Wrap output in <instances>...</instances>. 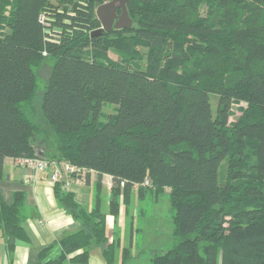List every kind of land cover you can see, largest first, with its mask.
I'll list each match as a JSON object with an SVG mask.
<instances>
[{"label": "trees", "instance_id": "16d2710c", "mask_svg": "<svg viewBox=\"0 0 264 264\" xmlns=\"http://www.w3.org/2000/svg\"><path fill=\"white\" fill-rule=\"evenodd\" d=\"M108 1L0 0V173L26 158L109 176L112 217L121 190H168L175 244L151 264H264V0H127L131 28L91 36ZM55 192L81 229L46 264L96 247L112 264L105 217ZM22 206L0 203V236L22 237Z\"/></svg>", "mask_w": 264, "mask_h": 264}, {"label": "crops", "instance_id": "0c3cea01", "mask_svg": "<svg viewBox=\"0 0 264 264\" xmlns=\"http://www.w3.org/2000/svg\"><path fill=\"white\" fill-rule=\"evenodd\" d=\"M60 171L63 177L70 181L68 188L52 183L49 180V172H36L30 166L17 164L15 159L4 161L0 173V203L11 206L15 194H22L23 206L20 209L22 237L0 236V264H46L61 255L63 239L81 229L80 223L65 211L59 202L55 192L57 185L60 193H70L74 202L84 211L98 209L105 217L109 241L119 239V248L112 264H122L123 250L130 252L131 259L127 264H150L154 254L163 253L173 243L172 239L168 242L158 240L160 238L155 240L159 235L158 230L155 231V235L144 233L142 227L144 222L141 227L134 228V216L139 214L136 205L146 199L147 192L138 195L136 187H132L130 193L120 189L117 195L119 213L117 217H112L110 203L113 186L109 176L87 171L84 176L76 178L62 167ZM130 205L132 206L130 232L125 237L123 232L127 224L124 216ZM104 210L107 212L104 213ZM108 219L111 222L110 226ZM169 231L171 232L170 225ZM48 248L51 249L42 257L41 252ZM103 249L104 247L93 249L88 261L83 264H108L103 257Z\"/></svg>", "mask_w": 264, "mask_h": 264}, {"label": "rangeland", "instance_id": "374dc122", "mask_svg": "<svg viewBox=\"0 0 264 264\" xmlns=\"http://www.w3.org/2000/svg\"><path fill=\"white\" fill-rule=\"evenodd\" d=\"M49 73V65H42L40 68L36 70L37 75V83L39 85V95L37 99V104L40 103L41 96L44 91L45 83L47 80V76ZM147 197L143 202L138 203V212L139 214L137 216H134V228H138L142 226V223L144 222L143 231L144 233H147L149 235H155L158 230V237L156 236L155 240H161V241H167L172 239V244L170 247H172L175 244V239L172 235V209L170 207L169 203V191L165 190L163 193H160L156 195L155 193L147 192ZM120 200V199H119ZM132 206L130 205L129 208L126 209L127 214L125 217V229L123 234L128 235L129 234V224H131V215ZM107 210H104V213H106ZM108 226L111 225L110 220L108 219ZM171 222V223H170ZM169 225L171 226V232H168ZM171 234V235H170ZM168 248V249H169ZM145 259V257H143ZM151 264V263H150Z\"/></svg>", "mask_w": 264, "mask_h": 264}, {"label": "water", "instance_id": "95a60500", "mask_svg": "<svg viewBox=\"0 0 264 264\" xmlns=\"http://www.w3.org/2000/svg\"><path fill=\"white\" fill-rule=\"evenodd\" d=\"M127 0H110L96 7L95 18L100 24V28L91 33V36L109 33L111 30L130 29L132 21L126 9ZM120 12L118 15L117 12Z\"/></svg>", "mask_w": 264, "mask_h": 264}, {"label": "built area", "instance_id": "2783aa9c", "mask_svg": "<svg viewBox=\"0 0 264 264\" xmlns=\"http://www.w3.org/2000/svg\"><path fill=\"white\" fill-rule=\"evenodd\" d=\"M40 22H46V18L44 16H40ZM55 31H58L55 29ZM45 55V54H43ZM16 163L19 165H27L32 167L36 172H49V180L52 183L59 184L64 188H68L70 185V181L67 178H64L62 175L61 167L71 176L76 178L84 176L87 172L84 169L77 168L75 166H70L65 162H55V161H45V160H37V159H26V158H16ZM143 187H148L149 182L146 180L142 184Z\"/></svg>", "mask_w": 264, "mask_h": 264}, {"label": "flooded vegetation", "instance_id": "af4514ba", "mask_svg": "<svg viewBox=\"0 0 264 264\" xmlns=\"http://www.w3.org/2000/svg\"><path fill=\"white\" fill-rule=\"evenodd\" d=\"M117 14L119 15V14H120V12L118 11V12H117Z\"/></svg>", "mask_w": 264, "mask_h": 264}]
</instances>
